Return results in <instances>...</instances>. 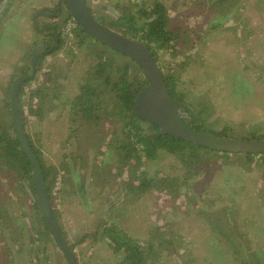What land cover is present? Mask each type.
I'll list each match as a JSON object with an SVG mask.
<instances>
[{
	"label": "rangeland",
	"instance_id": "1",
	"mask_svg": "<svg viewBox=\"0 0 264 264\" xmlns=\"http://www.w3.org/2000/svg\"><path fill=\"white\" fill-rule=\"evenodd\" d=\"M154 1L165 5L170 26L178 28L177 34L181 35L172 43L173 55L170 50H156L157 62L164 73L176 76V90L182 94L184 104L196 110L205 103L210 106L203 115L202 127L230 138L264 139V0L86 3L100 22L115 30L117 27L111 22L122 16L121 6H128L136 20L139 9L151 7ZM1 2L7 3L11 11L6 14L7 22L15 24L9 29L0 21L1 56L17 50L20 63L27 66L37 43L46 40L36 61L38 70L21 92L26 117L24 132L47 169L50 204L65 239L74 245L79 256L77 264L120 262L123 253L112 250L103 233L104 226L113 224L141 245L151 243L153 251L147 264H217L214 262L218 260L212 257L216 255L209 251L216 239L209 236L212 226L222 227L221 248L228 252L221 256L224 261L236 260L226 239L242 240L258 253L264 246L261 154L252 161L234 155L227 159L216 157L210 164L191 162L188 173L176 155L163 150L154 158L142 156L138 162L128 158L133 154L128 148L134 139L133 129L126 125L127 119L117 115V109H112L110 94L98 110L97 121L84 120L70 109V100L97 59L90 46L78 47V40L70 37L75 26L69 28L64 4L60 2L55 9L58 0H0V8ZM35 12L37 18L44 12L46 17L40 16L34 26ZM53 24L62 40L57 50L55 37L39 31L48 30ZM129 35L131 38L133 34ZM105 50L116 75L126 71L128 80L133 76L142 78L138 66L127 57ZM182 62L185 65L181 68ZM17 68L15 64L12 69L11 65L4 69L0 66V117L7 111L4 104L11 81L7 73L13 74ZM38 85L48 92L42 105L39 95L29 97ZM180 114L189 121L187 113ZM133 145L141 147L139 143ZM5 164V159H0V181L5 179L2 182L7 183L5 188L0 187L4 214L0 231H14L4 241L0 232V264H31L27 253L35 247L50 251L47 263L63 264L62 251L52 235H46L41 214L32 206L35 196L29 183L12 171L4 176L1 168ZM148 179L157 188L142 189L139 184L145 185ZM112 196L118 200L116 205H110ZM19 220L26 230L21 231ZM84 235L87 236L82 239ZM31 239L36 245L30 244ZM18 247L24 251L17 252Z\"/></svg>",
	"mask_w": 264,
	"mask_h": 264
},
{
	"label": "trees",
	"instance_id": "2",
	"mask_svg": "<svg viewBox=\"0 0 264 264\" xmlns=\"http://www.w3.org/2000/svg\"><path fill=\"white\" fill-rule=\"evenodd\" d=\"M138 19L135 20V15L130 11L129 7L126 5L121 6V17L111 22V24L117 27L115 30L119 31L121 34L125 36H130L129 33L133 34L131 38L139 40L143 42L147 48L151 51L152 55L154 56L155 60L157 61L156 50H170V54H174L175 46L172 44L176 38L180 37L181 35L177 34L179 31L178 28H172L170 26V18L167 12V8L165 5L160 1H154L153 5L149 8H140L138 11ZM68 17L72 19L68 13ZM97 18V17H96ZM98 19V18H97ZM217 22V21H216ZM103 23V22H102ZM125 23V24H124ZM130 24V26H126V24ZM104 24V23H103ZM125 25L126 28L122 29V26ZM51 30H55L57 26L51 25ZM109 27V26H108ZM46 29H39L40 32L45 33L49 31ZM74 39L78 40V47H89V50L94 51V58L96 57L97 61L94 62L92 67L87 71L84 80L78 86V93L72 97L70 100V109L74 113H78L82 119L84 120H94L97 121L99 118L98 110L104 107V101L108 98H105L106 95L110 94L111 99V106L112 109H117V115L123 117L128 120V124L132 134L134 135V139L128 143V148L133 152V154L127 155L128 158H134L135 161L138 162L139 159L144 156L146 159L154 158V156L158 153L159 150H163L168 152L169 154L176 155L177 158L182 163V166L186 170H190L191 166L190 163L193 162L194 164H199L201 162H205L210 164L216 157L227 159L229 156H242L247 161H252L255 155H260L264 157V152L262 153H229V152H222L218 150H213L210 148H206L189 141L174 137L168 134H159L156 135L157 131L159 130L154 124H151L147 121L140 120L136 117L134 110H133V101L136 98L137 94L147 85L146 80L144 79L143 73L139 66L131 59L135 65L138 66L140 73L142 74V78L135 77L130 78L125 76L127 72H120L116 75V71L109 66V61L106 59V50L105 48L119 53L115 50L110 49L106 45L102 44L101 42L95 40L85 31H83L78 25L75 26L73 29L71 36ZM56 50L61 46L62 40L59 38L57 42ZM42 51V50H41ZM50 52V51H49ZM48 52V53H49ZM47 53V52H46ZM121 54V53H119ZM124 56L123 54H121ZM126 57V56H124ZM43 55L40 57V61L42 60ZM158 63V62H157ZM35 65L38 66V64ZM31 66V62L25 66L20 72L21 75H30L31 76L25 79L18 89V96H19V111L21 115V121L23 128L25 126L26 117L24 110L21 104V92L24 86L30 82L37 72L38 67ZM184 62L180 63L181 68L184 66ZM187 65L188 62H187ZM163 70V67H160ZM205 70V69H204ZM163 72V71H162ZM50 71L47 72V79H50ZM163 76L169 90L171 97L174 100L179 101L180 103L184 104L185 101L182 97V94L177 92L176 85H177V78L174 74L169 72L164 73ZM15 78V77H14ZM13 78V79H14ZM12 79V81H13ZM12 81L9 83V91L8 97L5 102V108L7 109L6 114L0 117V159H5V167L1 168L2 173L4 176H8L9 172L12 171L15 176H19L24 178L30 186V190L32 191L33 195L35 196V202L32 203V206L37 209V211L41 214V219L45 226V233L46 235H52L50 229L48 228L46 221L42 215V212L39 207L38 198L36 194L35 185L33 179L31 177L32 173V166L31 163L23 151L20 142L17 138V132L15 130L14 122L12 119L11 111H10V86ZM56 89V88H54ZM34 93H30L29 97L33 98L35 95H39L40 104L44 103V100L47 99V91L45 90L44 86L38 85ZM104 98V99H102ZM102 99V100H101ZM207 101V100H206ZM210 101V97H209ZM208 102V101H207ZM210 104V102H209ZM107 105V104H106ZM185 107L180 109V112L187 113L189 116V121H186L191 127L197 128V123L201 126L204 125V114L209 111V107L207 103L200 106L199 110L194 109L193 107L187 106L184 104ZM32 106V104H31ZM41 108V106H40ZM29 109L30 104H29ZM41 110V109H40ZM125 125V126H126ZM148 128H153L152 130L148 131ZM129 129V131H130ZM14 134V136H12ZM215 134V133H214ZM26 135V134H25ZM218 135H222L218 134ZM26 138L29 144L32 147L31 140L26 135ZM139 143L140 148L134 146L133 144ZM34 153L36 154L43 175L44 179L47 182V194L50 203L51 199V187L50 182L48 183L47 179V169L44 167L43 162L40 160V156L37 150L33 148ZM131 152V153H132ZM188 173V171H186ZM143 174V173H142ZM195 174L198 175V172ZM144 175V174H143ZM194 175V174H193ZM264 176V174H263ZM146 177V175H145ZM5 179L0 181V187L5 188L7 186L6 182H2ZM17 182V181H16ZM142 189L145 188H157L155 182H151V179H148V182L144 184H139ZM172 189V188H171ZM167 193V192H166ZM170 194V192L168 193ZM1 198V197H0ZM52 213L54 215L55 210L52 208L50 204ZM55 217V216H54ZM4 218L3 214V207L2 203L0 202V221ZM39 218V219H40ZM233 220V219H232ZM19 226L22 231L26 230L22 221L19 220ZM160 227V226H158ZM211 235L212 238L214 236L216 239L213 241L211 248L209 251L216 256H212L216 258L218 262L214 263H221L227 262L226 264H264V246H262L258 253L252 252V250L245 244L240 242H235V239H226V242L229 244L231 252L233 254V258L236 260L228 259L224 261L221 258L222 255H226L228 252L224 251L222 247V239L220 234L222 233V227L220 226H212L211 227ZM12 231L4 232L1 230V234H3L2 240L4 241L5 238L11 235ZM104 237L108 240V245L112 250L116 252L123 253L121 260L118 264H147L148 263V256L153 251V246L151 243L146 242L145 244L141 245L138 243V240L134 237L128 236L121 229H118L116 225L112 226H104L103 227ZM87 235H84L82 239H84ZM53 237V236H52ZM163 237V233L160 235ZM211 238V237H210ZM30 244H35L33 239L30 240ZM36 245V244H35ZM58 245V244H57ZM73 249V245L71 246ZM17 252H23L24 249L18 247ZM9 253L11 254L10 249H8ZM45 252L46 248L43 247L42 250L32 249V252ZM230 261V262H229Z\"/></svg>",
	"mask_w": 264,
	"mask_h": 264
},
{
	"label": "water",
	"instance_id": "3",
	"mask_svg": "<svg viewBox=\"0 0 264 264\" xmlns=\"http://www.w3.org/2000/svg\"><path fill=\"white\" fill-rule=\"evenodd\" d=\"M60 2L64 4L75 24L83 31L110 49L133 60L139 66L147 85L134 99L133 110L137 118L154 124L159 129L156 135H172L191 143L222 152H264V139L246 140L220 136L205 130L199 123H197V128L191 127L180 114V109L185 107V105L171 97L159 64L143 42L125 36L100 22L90 11L86 0H58L55 9H57ZM40 48H42L41 44L34 49L31 60L32 67H34L39 57L40 53L38 49ZM30 76L31 74H25L13 79L10 86V111L17 132V138L32 166L31 177L35 185L42 215L55 242L66 258L67 264H76L73 250L65 239L52 213L47 194V183L44 179L39 160L26 138L21 121L18 89L21 83Z\"/></svg>",
	"mask_w": 264,
	"mask_h": 264
},
{
	"label": "crops",
	"instance_id": "4",
	"mask_svg": "<svg viewBox=\"0 0 264 264\" xmlns=\"http://www.w3.org/2000/svg\"><path fill=\"white\" fill-rule=\"evenodd\" d=\"M12 0H8V2L10 3ZM7 10H8V4L7 3H5V2H1V8H0V21L2 20L7 26H8V28L10 29V28H12L15 24H14V22H7L8 20H7V16H6V14H8L9 12H11L10 10H8V12H7ZM7 12V13H6ZM27 14L29 15V10L27 9ZM14 15V12H12V16ZM3 18V19H2ZM10 19H12V18H10ZM4 23H3V25H4ZM1 27H2V25H1ZM4 47H8V45H5ZM14 50V49H13ZM13 53H14V55H13ZM13 53H11V54H9L8 56H5V57H3V56H1L0 55V57H1V63H0V66L1 67H3V69H4V66L5 67H8V65H11V69H12V66H13V64H15V66L16 67H18L16 70L17 71H15L13 74H12V72H9V73H7V74H10V77H9V79H11V81H12V79L14 78V76H15V74H18L17 72H18V70H20V69H23V68H25V64H24V66H23V64L22 63H20V56H19V53L17 52V50H15V52H13ZM21 64V65H20ZM9 71V70H8ZM66 98V96H63V99H65ZM66 99H68V98H66ZM114 196H116V195H114ZM114 196H112L111 197V199L109 200V202H110V205H112V204H115L116 205V203H117V201L118 200H116V199H114ZM118 199V198H117ZM126 201V200H125ZM129 201V199L127 200V202ZM58 224H59V222H58ZM60 227V226H59ZM61 228V227H60ZM62 230V232H63V229H61ZM67 240V239H66ZM67 242L69 243V241L67 240ZM69 245H70V247L72 246L70 243H69ZM73 253H74V255H75V259H76V264H77V259H78V263L80 262L79 261V256L76 254V251L74 250V245H73ZM49 252L50 251H45V252H31V253H27V255H28V259H29V261H30V263L31 264H49V263H47L46 261H48L47 260V258L49 257ZM55 254H58V252H55ZM26 255V254H25ZM63 256V264H67V261H66V258L64 257V255H62ZM45 261V262H44Z\"/></svg>",
	"mask_w": 264,
	"mask_h": 264
},
{
	"label": "flooded vegetation",
	"instance_id": "5",
	"mask_svg": "<svg viewBox=\"0 0 264 264\" xmlns=\"http://www.w3.org/2000/svg\"><path fill=\"white\" fill-rule=\"evenodd\" d=\"M63 4V3H62ZM53 15H55V14H53ZM40 16L41 17H46V15H45V12L44 13H39V16H38V18H37V12H35L34 13V15H33V17H32V23L34 24V26H35V24H37V19H39L40 18ZM53 25H55V24H53ZM50 27H52L51 25H50ZM55 30H57V28L55 29ZM55 30H49V31H46L45 33H42L43 35H47L48 34V36L49 37H52V36H54L55 37V42H57L58 40H59V38H60V35L57 33H55ZM58 31V30H57ZM55 33V34H54ZM56 35H59L58 36V38H56L57 36ZM45 41L46 40H44V42L43 41H41V42H38L37 43V45L35 46V47H37V46H39L40 44L42 45V48H40V49H38V51H39V56L41 55V53H43V48H45L44 47V45H45ZM42 50V51H41ZM34 52V51H33ZM31 57H33V54L31 55ZM30 60H31V58H30ZM37 61V60H36ZM31 61H29V63H30ZM21 70L22 69H20V70H18V74H15V76L14 77H18L19 75H21L20 74V72H21ZM23 76V75H22ZM153 128H148L147 130L148 131H150V130H152Z\"/></svg>",
	"mask_w": 264,
	"mask_h": 264
},
{
	"label": "built area",
	"instance_id": "6",
	"mask_svg": "<svg viewBox=\"0 0 264 264\" xmlns=\"http://www.w3.org/2000/svg\"><path fill=\"white\" fill-rule=\"evenodd\" d=\"M69 25H71L69 28L76 26L75 22L72 19L69 20Z\"/></svg>",
	"mask_w": 264,
	"mask_h": 264
}]
</instances>
